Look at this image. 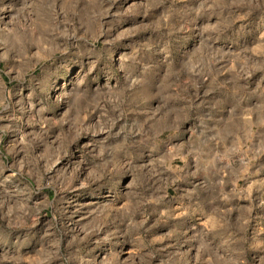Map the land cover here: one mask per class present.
<instances>
[{"label": "rangeland", "instance_id": "1", "mask_svg": "<svg viewBox=\"0 0 264 264\" xmlns=\"http://www.w3.org/2000/svg\"><path fill=\"white\" fill-rule=\"evenodd\" d=\"M0 264H264V0H0Z\"/></svg>", "mask_w": 264, "mask_h": 264}]
</instances>
